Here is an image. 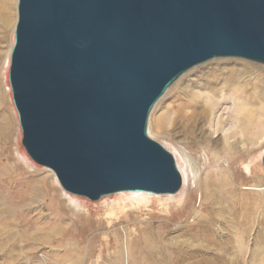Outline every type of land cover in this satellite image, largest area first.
<instances>
[{
  "label": "water",
  "instance_id": "1",
  "mask_svg": "<svg viewBox=\"0 0 264 264\" xmlns=\"http://www.w3.org/2000/svg\"><path fill=\"white\" fill-rule=\"evenodd\" d=\"M220 57L264 64V0H19L9 80L22 143L67 192L175 194L183 177L149 116Z\"/></svg>",
  "mask_w": 264,
  "mask_h": 264
},
{
  "label": "bare ground",
  "instance_id": "2",
  "mask_svg": "<svg viewBox=\"0 0 264 264\" xmlns=\"http://www.w3.org/2000/svg\"><path fill=\"white\" fill-rule=\"evenodd\" d=\"M17 3L0 0V47L9 42L4 62L7 70ZM220 71L227 74L200 87L202 91H188L175 110V118L184 123L188 134L195 128L209 132L206 140H201L209 161L204 175L198 177L192 170L191 176L185 153L174 146L179 160L171 151L183 177L175 194L123 191L113 202L99 207L96 217L88 205L78 203L77 208H85L79 213L82 220L55 212L51 207L54 201L45 204L44 178L29 180L23 195L12 198L1 184L14 171L0 168V264H105L98 261L97 253L109 259L112 249L119 256L127 251L136 264H202L195 257L206 264H262L264 171L257 145L264 137V66L244 63L220 67ZM165 124L162 122L163 128ZM241 162H248L249 173L236 166ZM197 192L198 206L192 202ZM36 202L49 207L55 214L53 220L41 224L42 216L35 218ZM184 229V233L169 237ZM186 235L190 240L178 239Z\"/></svg>",
  "mask_w": 264,
  "mask_h": 264
},
{
  "label": "rangeland",
  "instance_id": "3",
  "mask_svg": "<svg viewBox=\"0 0 264 264\" xmlns=\"http://www.w3.org/2000/svg\"><path fill=\"white\" fill-rule=\"evenodd\" d=\"M19 2V0H18ZM17 21H18V3H17ZM17 24V23H16ZM15 34V33H14ZM15 40V35L12 41ZM14 44V42H13ZM9 50V42L5 41L1 43L0 47V168L7 169L11 168L13 176L6 179V183L1 184V189L9 191L12 193V198H18L22 196L25 190L28 189V182L31 179L44 178L41 185H45L44 191L47 192L48 200L45 202L54 204L51 206L55 207V212L59 211L68 217L73 218H83V214H79L85 210L77 208L78 203L83 205H88L92 217H96V210L104 206L107 202H113L117 196L122 195V193H113L101 197L99 200H91L85 196L64 193L66 190L63 189L61 184L56 181L57 177L55 172L47 169L48 167L42 166L36 163L27 153L23 143V133L20 125L19 115L16 110L11 84L9 80V71L4 67V62L7 57V52ZM219 62H222L219 65ZM249 64L255 66H264L262 63L255 61L238 58V57H220L209 60L202 64H199L186 73H184L163 95V97L157 102L151 111L148 122V134L149 136L163 144L169 151H173L175 155L179 158L178 152L174 146L179 147L190 160L191 167L189 168V173L193 176V172L197 174L198 177L204 175L208 169V158L203 150L201 140H206L209 134L208 130L205 132H200L199 129L195 128L193 134H188L185 130L184 123L175 118V110L178 105L181 104L187 98L188 91H200L203 85L208 83L217 82L219 76H224L227 73L220 71V67L227 68L233 65L241 67V64ZM214 73V75H212ZM8 75V76H7ZM8 85H10V91H7ZM202 91V90H201ZM169 120V121H168ZM165 128H163L162 122H165ZM161 123V124H160ZM162 125V126H161ZM166 129V130H165ZM184 130V131H183ZM259 148L258 153L260 154L259 162L260 167L264 171L263 165V154L264 149V137L259 141L257 145ZM174 155V154H173ZM174 155V156H175ZM28 158V159H27ZM176 158V157H175ZM177 161V159H176ZM178 164V163H177ZM227 165V162L224 161ZM248 162L238 163L236 166H240L246 173H249L247 168ZM205 172V173H204ZM31 174L32 177H31ZM12 189V190H11ZM56 189L61 192L58 194ZM67 192V191H66ZM166 196L165 194H162ZM78 196V197H72ZM195 198V199H194ZM193 204L199 205L200 193L197 192L194 196ZM59 206V208H57ZM36 210L33 212L35 218H39L40 223H46L53 220V215L48 206H43L42 203H35ZM145 208V207H144ZM38 213V214H37ZM40 214V215H39ZM39 216V217H38ZM52 218V219H51ZM67 221V219H64ZM82 222V221H81ZM217 229V227H215ZM184 230L175 231L169 234V237L177 236L184 233ZM191 236H179L178 239L182 241L190 240ZM42 252V251H41ZM113 253L111 258L107 259L102 254L97 253V259L100 263L105 264H136L132 257L128 255L127 251L121 256L114 253V249L111 250ZM211 258L215 257V254H207ZM119 256V258H118ZM102 258V260H101ZM108 261H107V260ZM121 259V260H119ZM127 259V260H126ZM194 260L201 261L202 264H206L200 257H195ZM0 261H3V255L0 251ZM140 262V260H137ZM107 262V263H106ZM122 262V263H121ZM186 262V261H185ZM182 262V263H185ZM261 263L264 264V255L261 257Z\"/></svg>",
  "mask_w": 264,
  "mask_h": 264
}]
</instances>
